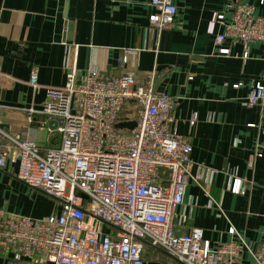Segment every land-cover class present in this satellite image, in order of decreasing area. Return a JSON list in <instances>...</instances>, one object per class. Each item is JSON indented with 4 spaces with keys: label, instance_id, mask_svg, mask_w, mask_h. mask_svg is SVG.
Returning a JSON list of instances; mask_svg holds the SVG:
<instances>
[{
    "label": "crops",
    "instance_id": "0c3cea01",
    "mask_svg": "<svg viewBox=\"0 0 264 264\" xmlns=\"http://www.w3.org/2000/svg\"><path fill=\"white\" fill-rule=\"evenodd\" d=\"M171 1L174 21L157 31L149 24L155 12L150 0H0V70L9 79L0 86V126L41 147H57L54 124L42 114L33 113L31 122L26 116L29 108H41L48 87L63 85L64 66H73L77 78L88 70L107 76L125 70L140 81L153 75L155 89L174 100L176 130L189 140L192 172L202 178L185 186L171 219L175 232L200 227L211 247L240 238L264 244V113L244 104L264 74V42L249 43L244 58L242 43L226 37L222 46L229 52L223 54L214 43L223 25L208 30L214 13L228 22L239 1L264 16V0ZM15 171L0 169V208L33 218L57 211L55 199ZM234 178L241 180L236 193L230 191ZM142 258L144 264H181L148 241ZM0 264L45 263L2 252ZM233 264L255 263L244 251Z\"/></svg>",
    "mask_w": 264,
    "mask_h": 264
},
{
    "label": "built area",
    "instance_id": "2783aa9c",
    "mask_svg": "<svg viewBox=\"0 0 264 264\" xmlns=\"http://www.w3.org/2000/svg\"><path fill=\"white\" fill-rule=\"evenodd\" d=\"M155 12L149 24L157 31L172 25L176 7L171 0H150ZM228 22L214 13L208 24L224 27L215 33L220 53L226 37L247 45L264 42V16L251 5L236 2ZM126 61L122 55L120 62ZM62 86L48 87L39 110L59 134L57 147L0 126V169L15 166L26 185L52 197L57 211L40 218L0 208V253L13 258L41 257L45 264H144L143 241L160 247L181 264H233L244 251L255 264H264V244L243 239L214 247L203 239V229L178 234L171 222L189 181L201 184L192 172V146L176 130L174 100L154 87L153 75L140 81L132 73L116 76L88 70L77 78L73 66H64ZM9 79L0 70V86ZM29 84L35 87L36 74ZM244 104L264 113V74L248 92ZM119 118L133 120L131 129H117ZM194 120V119H191ZM234 178L230 191L240 190ZM98 224L108 226L104 232ZM230 233H235L233 227Z\"/></svg>",
    "mask_w": 264,
    "mask_h": 264
},
{
    "label": "water",
    "instance_id": "95a60500",
    "mask_svg": "<svg viewBox=\"0 0 264 264\" xmlns=\"http://www.w3.org/2000/svg\"><path fill=\"white\" fill-rule=\"evenodd\" d=\"M135 125V122L133 120H128L125 118H119L118 122L116 123V128L117 129H131Z\"/></svg>",
    "mask_w": 264,
    "mask_h": 264
},
{
    "label": "rangeland",
    "instance_id": "374dc122",
    "mask_svg": "<svg viewBox=\"0 0 264 264\" xmlns=\"http://www.w3.org/2000/svg\"><path fill=\"white\" fill-rule=\"evenodd\" d=\"M52 200H53V199H52ZM51 202H54V203H55V201H54V200H53V201H51ZM49 204H50V203H49ZM47 207L49 208V207H50V205H48ZM102 229H104V228H102Z\"/></svg>",
    "mask_w": 264,
    "mask_h": 264
}]
</instances>
